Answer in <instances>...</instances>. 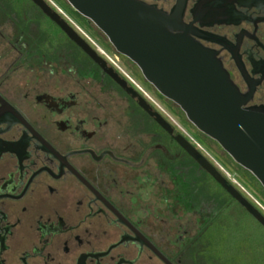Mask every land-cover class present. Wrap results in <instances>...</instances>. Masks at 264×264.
<instances>
[{
  "label": "flooded vegetation",
  "instance_id": "af4514ba",
  "mask_svg": "<svg viewBox=\"0 0 264 264\" xmlns=\"http://www.w3.org/2000/svg\"><path fill=\"white\" fill-rule=\"evenodd\" d=\"M139 1L168 13L177 2ZM63 6L97 45L112 48ZM45 16L35 4L0 0V264H216L206 234L222 196L212 187V197L208 173L175 136L214 164L167 116L222 161L208 137L130 60L135 78L66 22L101 67ZM183 20L216 52L244 106L264 108V0H185Z\"/></svg>",
  "mask_w": 264,
  "mask_h": 264
},
{
  "label": "water",
  "instance_id": "95a60500",
  "mask_svg": "<svg viewBox=\"0 0 264 264\" xmlns=\"http://www.w3.org/2000/svg\"><path fill=\"white\" fill-rule=\"evenodd\" d=\"M73 42L105 67L83 39L44 0H31ZM73 11L92 23L114 50L130 60L142 77L173 102L200 133L216 142L264 189V108L245 107L216 52L192 37L183 20L185 0L168 13L139 0H65ZM124 86L110 69H105ZM139 103L143 104L141 99ZM156 121L171 128L156 113ZM175 140L233 199L263 227L264 216L180 135Z\"/></svg>",
  "mask_w": 264,
  "mask_h": 264
},
{
  "label": "trees",
  "instance_id": "16d2710c",
  "mask_svg": "<svg viewBox=\"0 0 264 264\" xmlns=\"http://www.w3.org/2000/svg\"><path fill=\"white\" fill-rule=\"evenodd\" d=\"M6 1L9 4L25 3L34 5L31 0ZM61 1L70 8L64 0ZM78 17L83 20L82 17ZM45 20L62 38L68 40L67 36L48 17L45 16ZM206 140L208 147L220 155L224 166L264 200V189L260 183L247 170L237 165L229 156L221 152V149L214 141L208 138ZM206 177L208 190L211 191L212 197L218 191L222 196V206L219 210L221 216L216 218L217 224L209 227L206 234L207 245L212 249L213 254L211 261L216 264H264V227L210 175L206 174ZM212 187L218 190L217 193L213 192ZM247 200L264 216L259 207L249 199Z\"/></svg>",
  "mask_w": 264,
  "mask_h": 264
},
{
  "label": "built area",
  "instance_id": "2783aa9c",
  "mask_svg": "<svg viewBox=\"0 0 264 264\" xmlns=\"http://www.w3.org/2000/svg\"><path fill=\"white\" fill-rule=\"evenodd\" d=\"M46 2V4L48 6H50L52 8V10L54 12H56L60 18H62L65 22H67L70 26H72V28L77 31V33L84 37L88 42H90L92 45H94V47L97 49V51L102 54L106 59H108L110 61V63L112 65H114V67H116L117 69H119L120 72H122L124 75L125 73L122 71V69L111 59V57L104 52L95 42L94 40L89 37V35L83 30L82 27L79 26V24L67 13V11L62 8L60 5H58L57 3H55L53 0H44ZM127 77V76H126ZM129 81L136 87V89H138V91H140L147 99H149L153 105H155V107L165 113L162 108L152 99L150 98L146 92L141 89V87L130 77H128ZM167 115V114H166ZM169 118V120L173 123V125H175L177 127V129L197 148L199 149L203 155L205 157H207L216 167V169L220 172V174L226 178L230 184H232L239 192L240 194L242 193L247 199H249L250 201H252L257 207H259V209L264 213V209L255 201L252 200V196L248 193V191L237 181L236 178H234V176H232L230 174V172L228 170H226V168L220 164L217 160H215V158L203 147L201 146L194 138L193 136L188 133L185 129H183L175 119H173L171 116H167ZM241 194V195H242Z\"/></svg>",
  "mask_w": 264,
  "mask_h": 264
},
{
  "label": "rangeland",
  "instance_id": "374dc122",
  "mask_svg": "<svg viewBox=\"0 0 264 264\" xmlns=\"http://www.w3.org/2000/svg\"><path fill=\"white\" fill-rule=\"evenodd\" d=\"M55 3H57L58 5H60L62 8H64V6H63V3H62V1L61 0H53ZM64 2L65 3H67L65 0H64ZM65 9V8H64ZM72 17V16H71ZM73 18V17H72ZM74 20H75V18H74ZM78 23V22H77ZM79 24V26L80 27H82L81 26V24L80 23H78ZM90 36L89 37H91L95 42H98V39H97V37L94 35V34H90V33H88ZM99 46H100V48H102L110 57H111V59L115 62V63H117V65L118 66H120V68L123 70V71H125L126 73H128L132 78H135L134 76H133V74H132V72L130 71L131 69H132V67H133V64L127 59L126 60V62H124V64H122V63H119L118 61H117V59H116V57H115V54H117L116 53V51L114 50V48L112 47V48H110V49H108V48H105L103 45H100V44H98ZM133 70V69H132ZM182 113V112H181ZM183 114V113H182ZM208 151H209V153L220 163V164H222L223 166H224V164L222 163L223 161H221V160H219L215 155H214V153H212L208 148H206ZM225 167V166H224ZM226 168V167H225ZM226 170H228L229 172H230V174L232 175V176H234V178H236V176L234 175V174H232V172H231V170H229L228 168H226ZM237 179V181L248 191V193L252 196V200L255 202H257L263 209H264V200L253 190V189H251L250 187H248L243 181H241V180H239L238 178H236ZM262 232V231H261Z\"/></svg>",
  "mask_w": 264,
  "mask_h": 264
}]
</instances>
